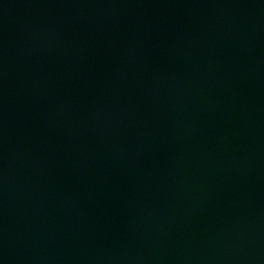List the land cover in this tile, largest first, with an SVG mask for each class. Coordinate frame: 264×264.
Wrapping results in <instances>:
<instances>
[{"label":"water","instance_id":"1","mask_svg":"<svg viewBox=\"0 0 264 264\" xmlns=\"http://www.w3.org/2000/svg\"><path fill=\"white\" fill-rule=\"evenodd\" d=\"M0 264H264V0H0Z\"/></svg>","mask_w":264,"mask_h":264}]
</instances>
